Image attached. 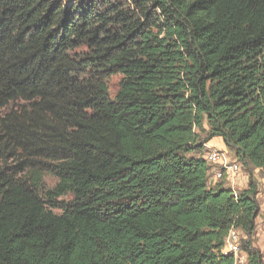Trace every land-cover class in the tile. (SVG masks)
<instances>
[{
	"label": "trees",
	"instance_id": "16d2710c",
	"mask_svg": "<svg viewBox=\"0 0 264 264\" xmlns=\"http://www.w3.org/2000/svg\"><path fill=\"white\" fill-rule=\"evenodd\" d=\"M257 169L264 0H0V264H264Z\"/></svg>",
	"mask_w": 264,
	"mask_h": 264
},
{
	"label": "built area",
	"instance_id": "2783aa9c",
	"mask_svg": "<svg viewBox=\"0 0 264 264\" xmlns=\"http://www.w3.org/2000/svg\"><path fill=\"white\" fill-rule=\"evenodd\" d=\"M207 160L211 165V180L212 183H218L225 180L228 186L235 191L239 183L242 166L239 163L229 160L228 156L223 152L217 151L215 148L208 149ZM262 213L264 214V198L262 203ZM241 233L232 229L228 234L225 242V253L234 256L235 264H247L248 255L241 249Z\"/></svg>",
	"mask_w": 264,
	"mask_h": 264
},
{
	"label": "rangeland",
	"instance_id": "374dc122",
	"mask_svg": "<svg viewBox=\"0 0 264 264\" xmlns=\"http://www.w3.org/2000/svg\"><path fill=\"white\" fill-rule=\"evenodd\" d=\"M121 79H122L121 75H114L109 79L108 88H109V92H110L112 97H114L117 94L119 87H120ZM206 128H207V126H206ZM204 136L205 135H203V134L201 135V137H204ZM215 147H216L215 149L217 151H219L221 153L224 152L228 156L229 160L238 163V161L235 159V157L233 155V151H231L227 146H225L224 143H221V144L219 143ZM206 157H207V154H206ZM239 164L241 165V163H239ZM254 175L257 178V181L259 182L260 191H261L260 198L263 201V198H264V171L257 169V170H255ZM248 177L249 176H248L247 171L244 170V168H242V172H241L240 178H239V183L236 186V191L243 190L244 185L247 186V178ZM56 184H57V179L55 177H53L51 175H47L45 177V187L47 190H51ZM253 243L258 249H260V251L263 253V257H264V224L259 225L257 227V231H256L255 236L253 238Z\"/></svg>",
	"mask_w": 264,
	"mask_h": 264
},
{
	"label": "crops",
	"instance_id": "0c3cea01",
	"mask_svg": "<svg viewBox=\"0 0 264 264\" xmlns=\"http://www.w3.org/2000/svg\"><path fill=\"white\" fill-rule=\"evenodd\" d=\"M221 144V143H223V141L220 139V138H215V139H213L208 145H206V148L207 149H210V148H216L215 146L216 145H218V144ZM212 184H213V182H212ZM241 185V184H240ZM243 188H246V185H244L243 186ZM263 203V202H262ZM257 227L259 226V225H262V224H264V214L262 213V215L260 216V218L258 219V221H257Z\"/></svg>",
	"mask_w": 264,
	"mask_h": 264
}]
</instances>
